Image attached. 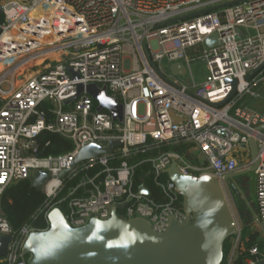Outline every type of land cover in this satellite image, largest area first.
<instances>
[{
  "label": "built area",
  "instance_id": "built-area-1",
  "mask_svg": "<svg viewBox=\"0 0 264 264\" xmlns=\"http://www.w3.org/2000/svg\"><path fill=\"white\" fill-rule=\"evenodd\" d=\"M229 1L0 0L4 14L0 23V199L10 184L43 170L52 174L43 186L48 224L49 212L62 205L74 227L95 217L108 219L117 206L123 218L145 219L155 232L164 233L172 220L187 219L183 200L165 173L173 160L185 175L223 179L254 164L249 144L255 137L259 160L255 207L263 250L254 245L245 262L263 261L264 114L239 104L249 94L259 96L256 88L264 83V67L246 79L264 62V0H245L178 19ZM215 34L220 44L208 47L206 40ZM199 61L207 65L201 82L192 72ZM176 62L186 66V75L171 72L170 65ZM35 63L42 66L31 71ZM189 74L192 78L184 81ZM227 80L238 82L236 94L228 100L233 87ZM78 84L106 87L123 104V121L108 109H99V102L87 92L76 97ZM47 102L54 104L50 117L40 107ZM44 130L69 138L73 149L40 156L37 136ZM149 139L158 146H193L188 153L169 151L139 163L128 161L133 151L147 149ZM109 140H119L121 145L73 168L86 143ZM112 160L118 163L113 165ZM143 162L152 164L159 198L152 197L145 184L135 186V169ZM63 170L69 172L59 178ZM162 175L165 180L159 179ZM142 186L148 194L140 191ZM30 230L15 233L0 209V235H14L9 257L1 258L0 264H27L25 258L14 261L10 256L21 253ZM241 239L242 233L231 246L228 264L237 255Z\"/></svg>",
  "mask_w": 264,
  "mask_h": 264
},
{
  "label": "water",
  "instance_id": "water-1",
  "mask_svg": "<svg viewBox=\"0 0 264 264\" xmlns=\"http://www.w3.org/2000/svg\"><path fill=\"white\" fill-rule=\"evenodd\" d=\"M243 1L220 3L178 19L201 15ZM0 12H3L1 8ZM238 31L241 36L244 35L242 29ZM205 43L208 47L220 44L219 34L209 37ZM263 67L264 62L246 79H251ZM69 70L75 78L80 77L72 69ZM170 70L175 75L184 76L187 73L186 66L179 62L172 63ZM226 83L233 87L228 100L236 94L238 82L227 80ZM84 91L99 102V109H108L115 119L123 121L124 106L108 94L106 87L78 84L76 97ZM120 145L119 140L88 142L80 149L73 168L85 160L112 153ZM249 148L254 164L229 173L223 179L208 174L185 175L178 169L177 161L173 160L165 173L182 197L187 219L183 223L172 220L164 233L155 232L145 219L123 218L117 206L113 207L108 219L95 217L81 227L72 226L63 209L55 207L47 216L48 227L30 230L21 253L10 256V259L15 261L25 258L27 264H223L227 242L242 233L223 184L231 182L238 186L240 178L255 172L259 164L255 137H251ZM44 154L43 150L39 155ZM68 172L63 170L57 175L64 178ZM51 176L50 172L38 170L28 180L32 187L43 192L44 183ZM140 191L149 193L144 186L140 187ZM246 205L249 212L255 214L249 201H246ZM13 240L14 235H0V259L9 257L8 247ZM257 264H264V260Z\"/></svg>",
  "mask_w": 264,
  "mask_h": 264
},
{
  "label": "trees",
  "instance_id": "trees-1",
  "mask_svg": "<svg viewBox=\"0 0 264 264\" xmlns=\"http://www.w3.org/2000/svg\"><path fill=\"white\" fill-rule=\"evenodd\" d=\"M4 22V14L0 12V23ZM1 33V29H0ZM44 109L49 117L54 110V104L52 102L43 103L40 106ZM37 140L41 151H45V155H61L71 151L74 147L72 140L61 135L59 133L50 132L47 130L42 131L38 136ZM192 144L184 145H172V144H161L157 145L154 140L149 139L148 147L145 151L135 150L132 156L128 158L131 163H139L145 159L154 157L160 153H166L169 151L188 153ZM192 157V154H188ZM193 161H195L193 159ZM113 165L118 162L111 161ZM152 164L150 162H143L138 164L135 169V186L145 184L151 190V196L157 197L159 193V187L155 182L154 174H151ZM161 180L166 179V175L160 176ZM76 181L70 182L67 187L75 184ZM67 191V188L65 192ZM159 198V195L158 197ZM182 200V197H181ZM46 203V196L44 192L37 190L32 187L28 179L19 180L10 184L4 191L0 199V209L13 228L14 232L21 234L25 228L33 230H42L47 228L48 223L45 216L44 207ZM64 211H66L65 205H62ZM122 209L120 212L122 213ZM242 230L241 245L238 249L237 255L235 256L232 264H246L245 258L250 255L249 250L254 245H259L260 249L263 250L262 235L260 232L253 230L247 232L244 235ZM231 241L229 240L225 246V258L223 264H228V259L231 250ZM255 258V256H253Z\"/></svg>",
  "mask_w": 264,
  "mask_h": 264
},
{
  "label": "rangeland",
  "instance_id": "rangeland-1",
  "mask_svg": "<svg viewBox=\"0 0 264 264\" xmlns=\"http://www.w3.org/2000/svg\"><path fill=\"white\" fill-rule=\"evenodd\" d=\"M249 33L254 34L255 31L254 30H248ZM41 61H38V63H40ZM38 63H35L32 68H30V70H36L38 68H40L42 65H36ZM25 69V68H24ZM22 72V70H21ZM192 72H193V76L196 79L197 82H201L206 73H207V65L206 62H196L195 64L192 65ZM188 78H184V81H189L192 77L191 74H189L187 76ZM256 91L260 92L259 96H252L251 94L247 95L244 97V99L241 101V103L239 104V106L242 107H247L250 111H255L258 112L260 114H264V83H261L257 88ZM243 180H247L248 181V185H247V195H248V201L250 204L254 205L256 202V174L255 172H252L250 174H247L245 176H243ZM229 197V196H228ZM231 201V199H230ZM231 206L233 208V211L235 213V216L238 220V222L240 223L242 230H244V235L247 232H252L254 228L251 227L250 224H245L244 219L247 218L249 219L250 216L248 215V213H246L247 211H245L243 208L244 207H239L235 204H233V202L231 201ZM253 207V206H252ZM243 211V212H241ZM237 240V237H233L232 239H230L231 244L235 243Z\"/></svg>",
  "mask_w": 264,
  "mask_h": 264
},
{
  "label": "flooded vegetation",
  "instance_id": "flooded-vegetation-1",
  "mask_svg": "<svg viewBox=\"0 0 264 264\" xmlns=\"http://www.w3.org/2000/svg\"><path fill=\"white\" fill-rule=\"evenodd\" d=\"M226 185H227V188H228L227 191H229V195L231 197V200H232L233 204H235V205H237L239 207H244L243 209L248 212V208H247V205H246V201H248V195L245 192L244 188L242 187L240 181H238V186L239 187L234 185L231 182L226 183ZM252 206H253L255 214H257L255 204L252 205ZM241 212H243V211H241Z\"/></svg>",
  "mask_w": 264,
  "mask_h": 264
},
{
  "label": "crops",
  "instance_id": "crops-1",
  "mask_svg": "<svg viewBox=\"0 0 264 264\" xmlns=\"http://www.w3.org/2000/svg\"><path fill=\"white\" fill-rule=\"evenodd\" d=\"M240 183H241V185H242V187L244 188V190H245V192L247 191V185H248V181L247 180H243V177L242 178H240ZM248 215L250 216V218L249 219H247V218H245L244 219V223L247 225V224H250L251 225V227L252 228H254L253 230H256V231H258V232H260L261 233V235H262V231H261V229H260V226H259V222H258V219H257V217H255V214L253 213H251V212H249V210H248Z\"/></svg>",
  "mask_w": 264,
  "mask_h": 264
}]
</instances>
